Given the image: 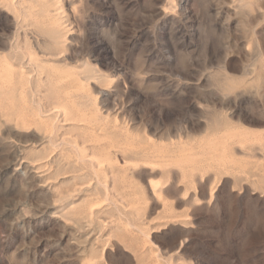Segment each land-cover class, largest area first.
<instances>
[{"label":"rangeland","instance_id":"374dc122","mask_svg":"<svg viewBox=\"0 0 264 264\" xmlns=\"http://www.w3.org/2000/svg\"><path fill=\"white\" fill-rule=\"evenodd\" d=\"M0 264H264V0H0Z\"/></svg>","mask_w":264,"mask_h":264},{"label":"bare ground","instance_id":"6f19581e","mask_svg":"<svg viewBox=\"0 0 264 264\" xmlns=\"http://www.w3.org/2000/svg\"><path fill=\"white\" fill-rule=\"evenodd\" d=\"M9 65V64H8ZM9 75H12V66H8ZM55 112L59 116H64L65 119L70 118V113L67 112L65 109L60 108L56 109ZM75 153L78 155V157L81 159L82 163L88 164L91 167L92 173L96 176L98 181H100V174L107 175L106 172L109 168V164L106 162V156L104 155H94L93 152H87L85 148H80L78 145L74 148ZM92 153V154H91ZM154 192H156L157 188H153ZM93 206V205H92ZM90 209V208H89ZM94 207H92L90 210L92 211ZM89 210V212H90Z\"/></svg>","mask_w":264,"mask_h":264}]
</instances>
